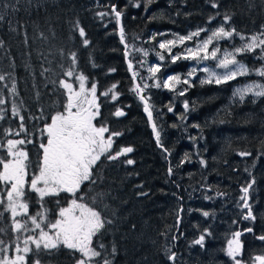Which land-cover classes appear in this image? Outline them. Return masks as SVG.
<instances>
[{
  "label": "trees",
  "instance_id": "16d2710c",
  "mask_svg": "<svg viewBox=\"0 0 264 264\" xmlns=\"http://www.w3.org/2000/svg\"><path fill=\"white\" fill-rule=\"evenodd\" d=\"M117 2L121 6L125 4V0H112V3ZM166 2L159 0L147 14L143 7L139 10L127 9L122 23L130 44L152 48L161 38L157 37L156 41L149 43L154 31L170 30L183 34L198 25H220V20L211 25L205 23L207 15L215 13L211 9H202L204 0H186L183 13H204L191 16H176V8H166ZM184 2L176 0V6L180 7ZM228 5L231 7L227 11L235 13L228 28L234 25L241 30L237 32L248 35L255 31L253 21L256 28L264 24V4L261 0H252L251 4L249 0H222L221 11H225ZM104 10L101 0L95 4L92 0H19L16 3L0 0V116L3 117L0 119V172L14 158L21 171H25L22 202L26 204L28 214L26 212L22 216L23 222L31 218L39 220L42 215L48 217L50 222L56 217L58 208L69 200L70 194L65 190L39 196L29 187V181L37 174L42 163L45 153L43 145L49 138L50 122L66 104L67 94L62 80L69 70L75 69L89 76L95 85L98 84L99 110L95 124L104 125L113 135L110 149L90 166L87 178L78 184L75 191L76 199L96 210L101 218L91 237V246L100 253L93 259V264H105V260L111 264H234L232 258L225 254L222 243L231 231L232 221L239 216V212L234 211L235 201L231 203L229 200L240 194L241 183L249 179L244 171L246 167L251 168L257 179L256 191L250 198L258 218L251 225L254 226L255 235L264 233V156L259 155L264 151L261 145V141H264V98H256V103H253V97L249 94L244 104H231L234 87L245 77L221 86L213 84L201 87L199 80H195L186 97L178 98L175 114H168L165 105L172 100L173 93L164 89H148L151 103L164 114L165 144L174 149L171 164H178L183 153L192 148L186 138H181L182 129L170 127L172 123H181L177 116L183 111V99L196 101L199 105L197 111L189 113L185 123L191 125L199 122L204 127L205 140L199 147L208 162L206 168L199 163H186L170 178L174 183L166 184L169 165L162 161L157 150L142 104L129 91L133 86L131 74L127 71L118 35L108 34L115 26L111 25L106 30L99 18L93 19L97 12ZM161 11L170 12L175 23L167 15L161 17ZM153 13L157 18L149 22L148 17ZM103 23H107V20ZM245 26L248 32L243 31ZM81 28L86 36L80 34ZM133 35L137 37L135 41L131 39ZM85 39L90 40V47L84 46ZM242 56L250 67L254 65L252 55ZM93 58L100 65L97 69L91 67ZM186 64L188 61H180L174 66L184 69ZM110 68L117 70L109 73ZM165 68L158 73L159 76L165 73ZM114 83L122 93L118 102H111V95H102ZM209 97L213 99L209 100ZM117 106L124 108L127 113L125 117L116 118ZM225 106H229L228 112L217 115V110ZM205 120L209 123L204 124ZM220 120L227 122L221 124ZM196 131L191 129L193 134ZM119 132L123 134L118 136ZM58 136L60 134L55 137L50 135V142L56 143ZM125 146L135 149L128 156L136 161L134 166H125L128 158L120 152ZM204 148H207V152H203ZM242 150L251 151L252 155L241 158L237 153ZM254 162L255 167L252 168ZM189 173L193 175L189 176ZM141 182L144 183L142 190L150 192L147 197H139L141 189L134 188ZM176 183H179V188L175 186ZM160 189L168 194H162ZM7 190L8 184L0 179V199ZM173 192L183 197L182 202L171 195ZM217 192L228 193V196L217 197ZM205 194L215 199L206 201L203 199ZM181 207L184 211L177 227L176 214ZM232 208L233 213L230 214ZM189 209L199 211L189 212ZM202 211H208L209 217H203ZM223 217L226 220L223 221ZM9 222V214L3 201H0V228H8ZM243 223L238 221L233 228H243ZM168 229L170 233L166 237L163 233ZM205 229L208 231L205 232ZM180 233H183V237L175 241L174 248L178 259L175 262L166 261L163 246L171 244V236ZM202 234L205 235L203 246L193 244L192 241ZM40 246L43 249L40 250L39 261L35 246L30 247L34 251L26 255L28 264L35 260L41 264H74L80 258L78 250L64 245L52 249ZM113 247L116 248L115 252ZM262 248L264 242L246 233L242 237L239 258L246 260L250 253L258 254Z\"/></svg>",
  "mask_w": 264,
  "mask_h": 264
},
{
  "label": "snow or ice",
  "instance_id": "6c2138e0",
  "mask_svg": "<svg viewBox=\"0 0 264 264\" xmlns=\"http://www.w3.org/2000/svg\"><path fill=\"white\" fill-rule=\"evenodd\" d=\"M159 0H135L133 3L132 0H125V4L121 6L118 2L112 3V0H101V6L105 8L102 13L97 12L96 16L93 17V19L99 18V22L103 24V27L107 30L111 25H114L115 28L113 31L109 32V35H118V43L120 46H122L123 51L122 55L127 62V71L131 74V83L132 87L129 89L130 92H132L135 95V98L139 103L143 106V112L147 116V125L150 126L151 133L153 136V139L155 141V144L157 146V150L159 151L161 155V159L164 163L168 164L167 167V175L169 177L168 180L165 181L166 184L174 183L170 178L175 175L177 169L182 168L186 163H199V165L202 168H206L207 161L203 158V153L199 147V144L205 140L204 137V127L201 125V123L196 122L191 125H188L185 123L189 118L190 112L197 111L199 105L196 104V101H189L188 99H183L182 102V109L183 111L177 116V120L180 121V124L172 123L170 127L172 129H182V137L186 138L187 142L192 145L191 150H186L183 153L182 159L179 161L178 164L173 165L171 164V156L174 152V149L169 148L165 144L164 139V125L162 123L164 119V114L160 111V109H156L152 103H150V97L146 94V90L150 88H156V89H164L171 93H173L172 100L169 101L168 104L165 105L167 109L168 114H175V107L176 103L178 101V98H184L186 97V94L191 90V88L194 86L192 78L197 75V67H190V69L187 71L186 75L182 77L180 73L171 74L168 75L166 78L158 79L157 74L162 72V68L166 67L167 65H164L162 63H154L151 64V66L147 67V77H141V73L139 71L140 68H143L147 64V57H149V50L146 47H136L135 43L130 44L128 40L130 39L126 35V27L122 23L123 17L126 15L127 9L129 7L133 9L139 10L141 7H143L144 13L147 14L150 7L153 4L158 3ZM221 2L222 0H204V4L202 5L203 8L211 9L212 12L215 14H208L207 20L205 21L206 24L211 25L214 21L220 20V26L216 29V39L211 42L213 44L214 41H223V40H230L233 37L238 38L241 41H248L250 38L252 39V43H247L244 45L243 48H237L235 54L231 52H226L225 55L231 57L230 60L221 61L219 64H216L215 67L222 68V69H229V66H233V68L224 74H218L214 71H210L208 67H204L201 69L203 73H207V78H201L199 80L200 86L204 85H216L221 86L225 85L229 82H232L236 80L237 78H243L247 77L250 74H255L256 76L260 78H264V24H260L259 28H256L255 21H253V29L255 31L252 32L251 35H240L236 36L235 33L237 31L241 32V30L237 29L236 26H232V31L229 32L226 29L231 24V21L233 20L235 13L227 11L228 8L231 7V5L225 6V11H221ZM252 0H249V4H251ZM92 3L95 4L96 0H92ZM261 3L264 4V0H261ZM186 5L185 2L180 6H176V0H167L166 2V8H176V16H180L181 14H184L185 16H191L193 14H204L202 11L200 13H183V7ZM91 11V9H89ZM164 15H167L169 17V20L172 23H175L174 18L171 16L170 12L161 11V17ZM221 16L223 17L222 20L220 19ZM156 15L153 13L151 16L148 17L149 22L154 21L156 19ZM135 19V17H133ZM105 20H107V23H103ZM196 31H190L187 35L182 34H176L168 31H161V32H153L151 36L149 37V43L152 41H156L157 37H165L167 35H172V39H161L158 42V49L159 51H156L153 49L155 56L157 57L158 61L164 62L166 57L163 53L170 54L171 57V63L175 64L179 61H188V62H195L197 65L200 64L201 61H209V60H215L217 53L209 54V46L211 44L205 45L203 49L200 48L199 44H196V46L193 47H187L183 50L180 54H172L173 49L177 45H184L186 41H192L194 38L201 37L202 33L207 32L209 29L205 27L197 26ZM244 32H248L249 29L247 26L243 29ZM82 36H86V32L83 28H81ZM256 37H259L260 42L256 43ZM133 41L137 39L135 35L131 37ZM84 46L90 47V40L85 39L84 40ZM133 53L140 54L145 59H139L136 60L135 63L138 65V67H134V60H133ZM237 54H244V55H252L254 60L260 62L261 67L257 68L255 65H253L251 68L246 65V63L240 62L237 59ZM91 67L93 69H97L100 67V65L96 64L94 62L91 64ZM117 69L116 68H110L108 70L109 73H114ZM86 79L89 84H91V78L89 76H86ZM140 80H151L152 83L149 84L148 82L140 83L138 81ZM184 85L182 89H178V86ZM94 87H98L97 85H94ZM249 94L252 95L253 99L252 102L256 103V98H264V82H252V83H245L242 86L235 87L231 94V104L239 103L244 104L246 102V97L249 96ZM103 97H108L111 95V102H118V98L122 95V93L118 90L117 83L112 84L110 88H108L103 94ZM238 98V100H237ZM213 99V97H209V100ZM107 102V101H106ZM228 107L225 106L221 109L217 110V115H219L220 112H228ZM126 111L123 107H120L119 110L116 113V118H123L126 116ZM0 119H3L2 116H0ZM215 123V120L212 121ZM226 120H220L219 123L223 124L226 123ZM209 122L205 120L204 124H208ZM191 129H196V134H193L191 132ZM123 133L119 132L117 133L118 136H121ZM177 143H179V139L177 140ZM262 147H264V141H261ZM135 151L133 146H125L121 149L122 154L128 158L129 154H132ZM203 152H207V148L203 149ZM241 158L249 157L252 155L251 151L248 150H242L237 153ZM259 155L264 156V151H261ZM213 159H216L213 157ZM136 161L132 158L127 159V166H134ZM252 168L255 167V162L251 166ZM245 173L248 174L249 179L246 181H243L241 183L239 188V197L235 200V207L239 210V216L238 219H234L232 221V224L235 225L238 223V221H251L254 222L258 217L255 214V205L251 200V195L253 192L256 191V184L257 179L253 172L251 171V168L246 167L244 169ZM138 175V174H137ZM189 176H192V173L188 174ZM130 178V175L129 177ZM175 186L177 188L180 187L179 183H176ZM144 183L141 182L140 184H137L134 186L135 189H141L139 191L138 196L139 197H147L150 195L149 191H143ZM209 188L211 186H208ZM202 190H204V186L201 185ZM162 194L167 195L168 193L164 191V189L159 190ZM206 191V190H205ZM171 195L175 196L178 201L183 200V197H180L177 193L173 192ZM217 197H226L228 196V193L224 192H217ZM206 201H212L215 199V197L205 194L203 197ZM184 211V209L181 207L177 211V227L179 226V223L181 222V213ZM189 212L192 211H199L198 209H189ZM203 217H209L210 213L208 211H202ZM264 216V214H262ZM135 226L133 225V228ZM205 232L208 230L205 229ZM170 229L165 231L163 235L166 237L169 235ZM245 233L247 234H253V238L257 239L261 242H264V233H261L260 235H255V229L254 226L247 227L243 229V231H235L232 234V239L228 240V248L226 251V255L230 258H232L234 264H264V248L260 250L258 254H249L248 258L241 259V252H242V241L241 237ZM183 237V233H180L179 235H172L171 241L172 243H166L163 246V255L166 261L169 262H175L178 259V254L176 251H174L175 248V241L179 240ZM205 242V235H200L198 239H195L192 241L195 245H201L203 246ZM60 244L58 242H54L48 245H45L44 247L48 249L52 248H58ZM43 249L40 245L35 246V254L37 255V261H39L40 256V250ZM17 251L20 252L21 250L17 248ZM32 249L26 247L23 251L26 255L33 254ZM116 251V248L113 247V252ZM170 253V255H169ZM100 253L96 251L89 250L88 256L89 257H98ZM0 256H4V249L0 247ZM17 264L19 260L25 261V255H16ZM9 259V257H8ZM13 260V259H9ZM35 264V262H34ZM105 264H111L110 261L105 260Z\"/></svg>",
  "mask_w": 264,
  "mask_h": 264
},
{
  "label": "rangeland",
  "instance_id": "374dc122",
  "mask_svg": "<svg viewBox=\"0 0 264 264\" xmlns=\"http://www.w3.org/2000/svg\"><path fill=\"white\" fill-rule=\"evenodd\" d=\"M17 1L19 0H10V2L13 3H16ZM219 26L220 25L205 27L209 30L202 33L201 37L194 38L192 41H186L184 45H177L173 49L172 54H180L185 48H194L196 44H199L200 48L203 49L205 45L211 44V42L216 39L215 33ZM196 30L198 29H190L182 35H187L190 31ZM226 30L229 32L232 31L231 28H227ZM235 35L240 36L245 34L236 32ZM172 38V35L161 37L158 39L154 47H146L150 54L149 57L146 58L147 64L139 69L141 77L148 76L146 69L154 63L167 65L165 68L166 71L162 76L157 74L158 79H161V81L168 75L176 73H180L183 77L186 75L190 67H197L198 69L197 75L192 78L193 82L195 80H200L201 78H207V73L201 71L204 67H208L210 71L222 75L233 68V66H229V69L215 67V65L219 64L221 61L227 62V60L231 59V57L226 56L225 53L231 52L235 54L237 48H243L245 44L252 43L251 38L248 41H241L238 38L235 39V41L233 38L230 40L214 41L213 44L209 46V54L211 55L212 53L218 52L215 60L201 61L198 65L194 61L188 62L184 69H179L174 65L180 61L175 64L169 63L171 62L170 54L166 52L163 53L166 59L164 62H160L153 51V49L159 51L157 45L161 39ZM259 42V37H256V43ZM139 59L145 58L140 54L133 53L134 67H138L135 61ZM237 59L249 66L247 60L242 54H237ZM252 63H254L257 68L261 67L260 62L254 59ZM250 75L241 80V82L235 87L242 86L245 83L264 82L262 78L255 74H252L253 76ZM138 82L152 83L151 80H140ZM62 83L67 94L66 104L61 112L53 116L48 130V132H50V134H48L50 139L51 137H55L56 134L62 136H58L59 138L56 143L50 142V139L48 138L47 143L43 145L45 153L42 158V163L37 174L31 181H29V187L31 190H35L39 196L52 193L57 194L65 190L68 194L70 193L69 200L65 205L58 208L56 217L50 222L47 220L48 217L46 218L44 215H42L39 220L31 218L28 219L27 222H23L22 216L27 212V206L22 202V195L26 184V174L25 171H21L17 164V160H15L16 158L6 163L0 172V179L8 184V190L6 195L2 197L0 201H3L5 205L6 212L9 214L10 222L8 228H0V247L4 249V256H0V264H17L18 258H16V255L18 254L25 255V261L23 262L22 260H19L18 264H28L27 256L23 253L26 247L29 246L30 248L32 245L45 246L54 242H58L60 245H64L72 250L79 251L80 258L75 261L74 264H93V259L95 257H89L88 251H96L91 246V237L100 225L101 218L96 210L91 209L85 205V203L82 201L79 202V200L76 199L75 191L78 184L87 178L90 166H92L103 153L110 149L113 135L104 125L99 126L95 124V118L98 116L99 110L97 104L98 92L97 88L94 87L95 83L91 82V84H89L86 76L75 69L69 70L66 73ZM183 87L184 85H180L178 86V89ZM149 92L150 90H146V94L150 97L151 103ZM118 108L120 107L117 106L116 109ZM60 139L64 140L62 146L64 145L63 148H65V152L60 148ZM53 140H55V138ZM51 143L55 146L53 147ZM55 148L63 154L64 159L68 163H75L76 172L66 174V171L72 172V169L67 168L65 170L64 159L56 153ZM12 153H15V151L12 150ZM18 160H20L19 157ZM73 179L76 180L75 188L73 187ZM239 195L240 194L233 198L230 197L229 201L232 203L239 197ZM234 209L235 212H239L236 207H234ZM231 213H233V208L230 210V214ZM225 217L228 216L226 215ZM224 220H226V218H224L223 221ZM251 223V221H244L243 226L250 227L252 226ZM234 229L235 228H233V224L231 223V231L227 234L228 236L226 240H223L222 243L225 254L228 248V240L232 239V234L237 230ZM17 248L21 251L18 252ZM8 257L13 260H9ZM34 262L35 264H41L36 260ZM34 262L30 264H34Z\"/></svg>",
  "mask_w": 264,
  "mask_h": 264
},
{
  "label": "flooded vegetation",
  "instance_id": "af4514ba",
  "mask_svg": "<svg viewBox=\"0 0 264 264\" xmlns=\"http://www.w3.org/2000/svg\"><path fill=\"white\" fill-rule=\"evenodd\" d=\"M60 136H62V135H60ZM60 142H61V149H62V151H64L65 152V148H63V146H62V144L64 143V140H62V139H60ZM56 145H58V144H56ZM52 146L54 147L55 145H53V143H52ZM56 149V153H58V155L59 156H61V157H63V154L59 151V150H57V148H55ZM53 151V150H52ZM55 153V152H54ZM63 159H64V157H63ZM74 162V161H73ZM64 165H65V170L67 169V168H71L72 169V172H68V171H66V174H72V173H74V172H76V165H75V163H68L65 159H64ZM72 182H74V184H73V187L75 188L76 187V180H74L73 179V181ZM68 193V192H67ZM70 194V193H69ZM248 227V226H247ZM247 227H243V228H236L237 230L239 229V230H243V229H245V228H247ZM246 234V233H245ZM242 237H243V235H242ZM242 237H241V241H242ZM259 241V240H258ZM249 243H250V241H249ZM260 248V247H259ZM253 255H255V254H253Z\"/></svg>",
  "mask_w": 264,
  "mask_h": 264
},
{
  "label": "water",
  "instance_id": "95a60500",
  "mask_svg": "<svg viewBox=\"0 0 264 264\" xmlns=\"http://www.w3.org/2000/svg\"><path fill=\"white\" fill-rule=\"evenodd\" d=\"M126 63H127V62H126ZM142 109H143V106H142ZM118 110H119V109L116 110V113H117ZM145 115H146V114H145ZM146 117H147V116H146ZM120 152H121V151H120ZM121 153H122V152H121Z\"/></svg>",
  "mask_w": 264,
  "mask_h": 264
},
{
  "label": "bare ground",
  "instance_id": "6f19581e",
  "mask_svg": "<svg viewBox=\"0 0 264 264\" xmlns=\"http://www.w3.org/2000/svg\"><path fill=\"white\" fill-rule=\"evenodd\" d=\"M257 248V247H256Z\"/></svg>",
  "mask_w": 264,
  "mask_h": 264
}]
</instances>
